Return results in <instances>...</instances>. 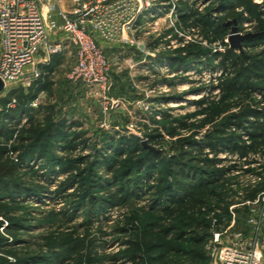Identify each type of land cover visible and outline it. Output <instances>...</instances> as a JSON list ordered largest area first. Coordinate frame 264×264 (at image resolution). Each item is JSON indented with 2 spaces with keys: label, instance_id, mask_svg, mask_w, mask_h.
Segmentation results:
<instances>
[{
  "label": "rangeland",
  "instance_id": "374dc122",
  "mask_svg": "<svg viewBox=\"0 0 264 264\" xmlns=\"http://www.w3.org/2000/svg\"><path fill=\"white\" fill-rule=\"evenodd\" d=\"M156 1L153 17L142 20L133 45L102 44L109 63V77L104 86L88 87L83 83H71L67 77L75 60L72 56L61 57L60 66L49 75L53 83L50 92L37 94L31 104L32 112L4 123H18L19 129L27 125L31 114L35 122L48 126L49 122L45 119L53 112L50 122L65 119L69 137L81 133L88 141L85 148L79 146L68 156L61 152L59 145L55 148L52 146L55 140L45 139V157L27 161L18 171L15 181L22 185V191L17 194L12 191L0 193V202L7 206V216L3 219L8 220V225L19 228L15 240L12 235L0 230L6 249L18 253L16 258H10L13 264H130L122 256L114 259L120 253L128 255L125 241L133 233L130 231L129 236L122 235L119 230L129 228V219L135 225H139L141 220L162 224L166 220L161 209L170 205L168 197L175 195L183 200L190 188L202 193L198 199L204 201L206 208L202 209L201 215L187 214L184 222L176 225L179 232L186 235L174 239L178 232H172L166 247L155 252L164 253L169 264H210L207 245L213 232L227 231L226 236L229 238L236 232H248L246 220L253 206L245 204L244 190L261 182L259 177L264 176V159L251 156L256 162L245 169L242 160L222 151L217 158L224 162L216 168L226 170L225 175L205 186L204 166L199 163L202 157L196 155L194 150L193 162H189L187 157L183 159L177 150H172L176 138H169L162 129L164 126H175L177 121H186L194 127L189 132L178 133L190 136L198 132L193 136V141L199 147L204 146L202 143L205 138L212 136L214 127L197 128L205 116L192 105L190 97L208 95V88L219 77L218 60L213 55L224 54L226 50L192 22L186 25L179 22L181 15H184L180 0ZM186 1L195 5L201 17L218 20L228 15L225 11L227 6L220 8L219 3H226L227 0ZM59 2L63 9L71 4L70 0ZM230 15L223 24L229 23L224 26L227 29L224 41L229 48L236 55L260 51L263 41L258 39L264 36V29L261 30L260 25L264 21V0H246ZM237 18L243 21L242 25L236 23ZM233 21L239 35L258 34L259 37L243 42L241 50L233 48L229 42ZM187 44L194 45L190 51L200 48L205 54L199 59L188 55L179 60L176 50ZM37 66L40 69L41 65ZM257 85L264 88V83ZM28 88H23L24 93ZM213 95H217V92ZM253 98L251 107L264 108L259 95ZM15 101L12 100L13 109H17ZM173 103L183 105L169 107ZM161 111L167 112L170 118L162 119ZM223 119H217L216 125ZM157 131L163 136L164 142L161 145L150 144L149 135ZM248 131L244 126L237 133L243 135L241 145L248 144L245 134ZM125 140L132 141L130 148L125 145ZM136 143L156 154V161L151 168L148 166L139 172L134 171L131 176L115 184L114 178L105 171L103 159H114V151L122 146L124 157ZM203 154L208 159H214L208 150H204ZM62 159H70L78 165L77 174L81 172L87 176L92 169L97 184H85L81 190L67 186L66 193H75V197L64 198L58 187L67 177L59 172ZM173 160L182 163L183 170L194 179L193 183L185 177L169 176V162ZM136 179L141 183L139 189ZM122 187L124 192L118 193L117 189ZM110 194L116 197L117 206L113 208L104 204L109 201ZM185 199H189V196ZM188 218L190 221L193 218V225L202 221L212 224L201 247L192 242L197 231L193 225L186 224L190 222Z\"/></svg>",
  "mask_w": 264,
  "mask_h": 264
},
{
  "label": "trees",
  "instance_id": "16d2710c",
  "mask_svg": "<svg viewBox=\"0 0 264 264\" xmlns=\"http://www.w3.org/2000/svg\"><path fill=\"white\" fill-rule=\"evenodd\" d=\"M180 1L184 6V15H181L179 22L183 25L192 22L197 29L209 33L211 39L221 44L226 50L224 54L216 53L213 55L218 60L219 77L214 79L216 83L208 88V95H203L200 100L192 103L205 116L197 128L214 127L212 136L205 138L204 143H202L204 146L199 147L193 141V136L197 135L198 132L192 133L190 136L178 133L180 131L189 132L194 127L193 124L189 125L186 121H177L175 126H164L162 128L169 138H176L172 150H177L183 159L187 157L190 160L189 162H193L194 150H196V155L202 157L199 163L204 166V170L202 168L206 180L204 185L208 186L225 175L224 172L226 170H218L216 168L217 165L224 162L217 158L222 151H226L233 157L236 156L239 161L246 159L245 165L248 166L255 162L251 159V156H260L264 159V108L259 109L250 106L254 102L253 97L255 95H259L261 102H264V88L257 85L264 83V36L258 39L263 41L260 51L236 55L234 50L230 49L229 45L224 41L227 29L223 24L231 17L230 14L233 10L244 4L246 0H227L226 3L220 1V8L227 6L225 11L228 15L218 20L210 17H201V13L195 8V5L189 4L186 0ZM247 3H250V1H247ZM221 4L223 5L222 7ZM235 20L236 23L242 25L243 21L240 22L239 18ZM260 25L261 30H263L264 21L260 22ZM192 46L194 45L187 44L176 50L179 60H183L188 55L194 59H199L205 54L200 48L190 51ZM51 59L52 61L47 66L40 67L41 76L31 84L26 93H24L23 88H16L11 90L5 98L0 99V106L3 109L0 111V126H3L6 120H16L32 112L31 104L36 99L37 94L43 91L50 92L53 83L50 81L49 75L56 67L60 66L61 57L52 56ZM215 92H217V95H213ZM13 99L16 100L18 110L8 108ZM244 103L248 105H242ZM160 114L162 119L168 120L170 118L167 112L161 111ZM51 115H53V112L45 119L46 122H49L48 126L35 122L34 117L30 114L27 119V125L21 126L19 129L17 128L18 123L8 127H0V130H2V137H0V193L6 194L12 191L17 194L22 191V185L15 181L18 171L23 168L27 161L45 157V146L43 145L45 139L48 141L55 140L56 142L52 146L55 148L59 145L61 152L68 156L72 155L79 146L84 148L87 146L88 141L81 133H76L71 137L68 136L69 128H67L65 119L50 122ZM221 117L224 118L223 121L216 125L217 119ZM244 126L249 130L245 133L249 142L246 145H241L243 135H237V133L242 131ZM148 142L153 145H161L164 142L163 136L158 131L154 132V135H149ZM132 144V141L125 140L127 147L130 148ZM123 150V146L117 147L114 151L116 154V157H113L114 159L109 157H104L105 159H103L105 171L114 178L113 182L115 184L121 179L131 176L134 171L139 172L148 166L151 168L157 159L156 154L142 148L137 143L124 157H122ZM204 150H208L214 156V159H208L207 155L203 154ZM61 164L59 172L67 175L66 179L61 181L58 186L64 198L75 197V193L70 195L66 193L65 187L67 186L77 187L81 190L85 184L92 186L97 184L92 169L88 171L86 176L81 172L80 174L76 173V171H79V167L70 159H62ZM169 166V176L176 178L185 177L193 183L194 179H191L183 170L182 163H177L173 160L169 162ZM209 170L211 171L209 172ZM259 178L261 180L260 183H256L254 186L244 190L246 201H254L257 195L264 191V176ZM136 184L139 189V184H141L139 179H136ZM192 190L193 188H190L189 195H184L185 198L189 196V199L179 200L175 195L168 197L170 205L161 209L166 220L162 224L141 220L139 225H135L132 219H129L127 223L129 228H121L119 230L122 235H128L130 231H133L131 233L132 237L125 241L128 247V255L120 253L114 259L116 260L118 256H122L123 260L128 261L130 264H169L165 259L164 253L157 254L155 252L166 247L172 232H178L174 235V239H180L186 235L184 232H179L176 225L184 222L187 214L201 215L202 209L206 208L204 201L198 199L199 196H202V193ZM117 192H124L123 187L118 188ZM27 193L29 194L30 192L28 191ZM108 198L109 201L104 203L105 206L110 208L117 206L114 195L110 194ZM6 216L7 206L0 202V230L12 235L15 240V235L19 228L12 224L8 225V220L3 219ZM191 219L193 220V218ZM191 221L186 224L192 226L193 223ZM193 226L197 231V235L192 242L201 247L207 232L212 228V224L209 221H202ZM6 247L5 240L0 234V264H13L10 258H16L18 253L12 251V249H6Z\"/></svg>",
  "mask_w": 264,
  "mask_h": 264
},
{
  "label": "built area",
  "instance_id": "2783aa9c",
  "mask_svg": "<svg viewBox=\"0 0 264 264\" xmlns=\"http://www.w3.org/2000/svg\"><path fill=\"white\" fill-rule=\"evenodd\" d=\"M155 2L70 0L63 9L59 0H0L1 94L30 87L41 76L37 65L47 66L52 56L74 58L71 83L104 86L109 63L102 44L133 45L142 20L153 17ZM245 204L253 206L248 232L230 238L227 231L213 232L207 245L210 264H264V191Z\"/></svg>",
  "mask_w": 264,
  "mask_h": 264
},
{
  "label": "water",
  "instance_id": "95a60500",
  "mask_svg": "<svg viewBox=\"0 0 264 264\" xmlns=\"http://www.w3.org/2000/svg\"><path fill=\"white\" fill-rule=\"evenodd\" d=\"M232 24H234V26H232L231 30H230L229 42L233 48H237V49L241 50L242 49L241 44L243 42H246V41H249V40H252V39L259 37L258 34H253V35L247 34V35L241 36L238 34V27L236 26L235 21H233ZM228 25H229V23L224 25V26H228ZM2 89H3V85H2V82L0 81V94L2 92ZM142 144L144 147H148L145 143H142Z\"/></svg>",
  "mask_w": 264,
  "mask_h": 264
},
{
  "label": "bare ground",
  "instance_id": "6f19581e",
  "mask_svg": "<svg viewBox=\"0 0 264 264\" xmlns=\"http://www.w3.org/2000/svg\"><path fill=\"white\" fill-rule=\"evenodd\" d=\"M200 98H201L200 96H191V97H190V100H191V101H198V100H200ZM182 105H183L182 103H181V104H174V103H173V104H170L169 107H171V108H178V107H180V106H182ZM184 105H185V104H184Z\"/></svg>",
  "mask_w": 264,
  "mask_h": 264
},
{
  "label": "crops",
  "instance_id": "0c3cea01",
  "mask_svg": "<svg viewBox=\"0 0 264 264\" xmlns=\"http://www.w3.org/2000/svg\"><path fill=\"white\" fill-rule=\"evenodd\" d=\"M51 61H52V59L50 58V62H51ZM60 64H61V62H60ZM37 67H39V66H37ZM40 67H43V66L41 65ZM2 95H3V94H0V98H5V97H2ZM10 107H11V106H10ZM10 107H9V108H10ZM13 108H14V107H12L11 109H13ZM3 126H7V127H8V126H10V125L3 124ZM3 126H0V127L2 128ZM1 131H2V130H0V137H2V136H1Z\"/></svg>",
  "mask_w": 264,
  "mask_h": 264
}]
</instances>
